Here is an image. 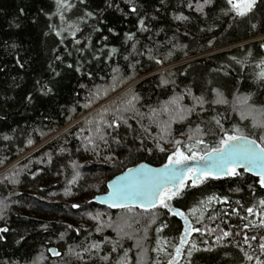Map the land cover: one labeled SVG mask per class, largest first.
I'll return each instance as SVG.
<instances>
[{"label": "trees", "instance_id": "trees-1", "mask_svg": "<svg viewBox=\"0 0 264 264\" xmlns=\"http://www.w3.org/2000/svg\"><path fill=\"white\" fill-rule=\"evenodd\" d=\"M63 5L0 0V264L264 262V186L242 168L187 178L171 211L94 201L126 169L204 156L237 128L264 146V0L243 17L227 0Z\"/></svg>", "mask_w": 264, "mask_h": 264}, {"label": "snow or ice", "instance_id": "snow-or-ice-1", "mask_svg": "<svg viewBox=\"0 0 264 264\" xmlns=\"http://www.w3.org/2000/svg\"><path fill=\"white\" fill-rule=\"evenodd\" d=\"M210 2V0H206ZM227 3L231 5L230 11L235 12L237 16L243 17L248 13L252 12L257 0H227ZM58 5H63V0H57ZM69 7V5H63ZM203 6H200L202 10ZM135 11V8L132 9ZM87 15H91L88 13ZM63 20V16L61 15ZM179 19H186L185 17H179ZM143 24V21H141ZM78 30V29H77ZM60 35L59 32L56 33ZM79 43V41H77ZM115 49H113V52ZM261 80H264V68L258 73ZM219 95V94H218ZM202 103V98H199ZM225 101L221 98L215 101V103H224ZM246 102V100H245ZM191 111V110H189ZM183 118V117H182ZM216 124L219 125L220 121L217 120ZM264 126V125H262ZM197 131H201L197 129ZM233 135H227L225 138L221 139L218 146L214 147L211 151L207 152L205 156L198 157L199 160L206 161L209 165L214 168L224 171L225 174H230L232 176L238 175L237 167H256L258 168V175L260 176V184L264 186V146L256 144V141L249 140L247 136L240 132V129H235ZM264 140V137L261 138ZM177 145L181 142L177 141ZM198 143H203V141H198ZM164 151L163 148L160 149ZM189 151H192L191 145H189ZM190 159H197L195 155L187 156L182 151L177 150L171 156L168 157V164L164 165L163 169H151L148 173L143 171L144 166L141 165V171L132 178L124 177L118 179L115 184H110L109 187L112 191L108 192V200L112 201V206H124V201L129 199H138L141 201H147L152 207H155L157 201L159 204L171 211V207L168 203L169 200L180 194V187H183L182 180L184 178L185 171H191L195 175V169H186L185 167H179L180 165H185V162ZM133 170L129 169V173ZM205 178L212 173H204ZM213 178H218L214 176ZM169 184L173 186L179 185L176 191H166ZM163 192V195H161ZM215 199V197H210L209 200ZM264 205V201L260 202ZM252 212V209H248ZM176 214V213H174ZM182 215V213H181ZM0 231H7V229H0ZM192 231H199V229H192ZM189 228H185V236L181 238V245L186 242L187 234ZM225 236L230 235V233L225 232ZM219 239V237H217ZM255 239V237H252ZM195 247V244H193ZM260 248L264 250V243L260 245ZM181 254V248H176V255ZM191 253H189L190 255ZM249 260L253 257L245 253ZM169 264H173L172 261ZM256 264H264L259 259H257Z\"/></svg>", "mask_w": 264, "mask_h": 264}, {"label": "water", "instance_id": "water-1", "mask_svg": "<svg viewBox=\"0 0 264 264\" xmlns=\"http://www.w3.org/2000/svg\"><path fill=\"white\" fill-rule=\"evenodd\" d=\"M248 139L249 140H254V141H256L257 145H260V143L256 139H253L251 137H248ZM141 165L144 166L143 171L145 173H148V171L151 170V169H163L164 165H166V164L160 165V166H155V165H152L150 163L143 162V163H140V164H138L136 166H133V167H130V168L126 169L125 171L121 172L120 174L114 176L111 180H109L108 183H107L108 191L95 196L94 201L97 204H99V205H104V206H107V207L112 208V209H114V208L135 207V208H139V209L151 210V209L156 208L159 205V201H157L155 207H152V206H150L148 204L147 201H141V200H138V199H129L127 201H124V206H115L114 207V206H112V201L108 200V195L107 194H108V192L112 191V189L109 187V185L110 184H115L118 181V179H122L124 177H129V178L135 177L141 171V168H140ZM179 167H185L186 169H195V170H197L195 175H193V174L190 175L191 171H187L186 170L185 174H184V178H183V180L181 182L182 184L185 182V180L188 178L189 175H190V177L192 178L193 181L200 180L204 176L203 175L204 173H209V172L212 173V175L216 176V177L230 176V174H225L224 171H222L220 169H217V168H214L211 165H209L208 163H206V161L199 160L198 158L197 159H190V160L185 162V165H180ZM237 168H242V169L246 170L248 173H250L251 175H254L256 177H260L258 175V171L259 170L256 167H251V168H249V167H237ZM129 169H132L133 172L129 173ZM177 187H179V185L173 186L172 184H169L167 189H171L172 191H176ZM162 194H163V192H161V195ZM172 211L183 218V221L185 223V228L186 227H188V228L190 227L188 219L185 218L183 215H181V211H179L177 209H173ZM52 252L54 254L57 253L56 250H52Z\"/></svg>", "mask_w": 264, "mask_h": 264}, {"label": "rangeland", "instance_id": "rangeland-1", "mask_svg": "<svg viewBox=\"0 0 264 264\" xmlns=\"http://www.w3.org/2000/svg\"><path fill=\"white\" fill-rule=\"evenodd\" d=\"M260 37H264V35H262V36H260ZM168 66H169V65H168ZM164 68H167V66H166V67H161V68H159L157 71H159V70H164ZM147 76H148V75H147ZM147 76H144V77H140V78H138V79L135 81V83L138 82V81H140V80L143 79V78H146ZM128 87H129V86H128ZM125 89H127V87H126V88H124V87L120 88V90L116 91L115 93H113V94L110 95L109 97H107V98H105L104 100L100 101L97 105H95L92 109H90V111H88L85 115H87V114H88L89 112H91L92 110H96L97 107L102 106V105H104V104H106V103L112 101V100L114 99V96H118V95H120V94L123 92V90H125ZM85 115L79 117V118L76 119L74 122H76V121L82 119ZM74 122H73V123H74ZM73 123H72V124H73ZM57 134H58V132L55 133V134H53V135L50 136V137H47V138L44 140V143H46L48 140H50L51 138H53V137H54L55 135H57ZM38 147H39V145H36L35 147H32L28 152L24 153L22 156H20V157L17 158L16 160H14V161H13L12 163H10V165H8V167H6V168H9V167H11L12 165L16 164L18 161H20V160L23 159L25 156H27V155L29 154V152H31V151L37 149ZM184 236H185V232H184V234H183V237H184Z\"/></svg>", "mask_w": 264, "mask_h": 264}, {"label": "bare ground", "instance_id": "bare-ground-1", "mask_svg": "<svg viewBox=\"0 0 264 264\" xmlns=\"http://www.w3.org/2000/svg\"><path fill=\"white\" fill-rule=\"evenodd\" d=\"M43 144V143H42ZM99 195V194H98ZM97 196V195H96ZM99 205V204H98ZM100 206H102V205H100ZM189 229H190V227H189ZM52 251V250H51Z\"/></svg>", "mask_w": 264, "mask_h": 264}]
</instances>
